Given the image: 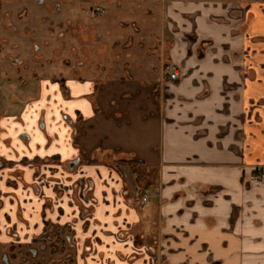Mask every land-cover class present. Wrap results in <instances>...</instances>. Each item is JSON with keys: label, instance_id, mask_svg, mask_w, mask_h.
<instances>
[{"label": "crops", "instance_id": "1", "mask_svg": "<svg viewBox=\"0 0 264 264\" xmlns=\"http://www.w3.org/2000/svg\"><path fill=\"white\" fill-rule=\"evenodd\" d=\"M102 1L136 17L145 45L127 37L105 78L84 65L72 97L52 91L33 143L0 109V197L21 240L63 229L75 264H264L250 180L264 174V0ZM121 159L144 164L149 208L129 199Z\"/></svg>", "mask_w": 264, "mask_h": 264}, {"label": "rangeland", "instance_id": "2", "mask_svg": "<svg viewBox=\"0 0 264 264\" xmlns=\"http://www.w3.org/2000/svg\"><path fill=\"white\" fill-rule=\"evenodd\" d=\"M105 4H108L109 10ZM114 9H119L115 1L105 3L94 0H43L39 3L38 0H16L11 4L1 2L0 11L10 12L18 32L0 48V109L8 115H23L17 125H14L24 127V133L17 134L21 143H30L24 139H30L33 143L38 133H43L42 115L53 113L51 103L48 104L47 99L53 100L50 95L56 90L63 98H68L65 90L73 87L71 81L77 65L84 63L87 68L81 73L82 76L91 77L95 73L99 78H105L106 68L113 63V52L117 50V44L121 45L127 37H131L134 42L140 40L144 45L148 41L141 34L136 36L140 26L135 16L129 20V16ZM18 13L23 17L22 23L14 20ZM25 28L37 41L39 54L43 55L42 61L32 59L34 50L30 48L31 40L25 37ZM151 33L155 34L154 31ZM101 46L106 49V53ZM17 60L23 61L22 67L12 63ZM24 66L29 68L27 78L30 77L32 68L38 71L36 68L41 66L44 67L45 74L40 76L35 72L37 79L53 78L49 83L50 88L40 97H35L31 83L27 85L18 80L17 71H22ZM71 93L70 89L72 97ZM30 115H35V121L32 120L35 122L33 130L31 121L27 119Z\"/></svg>", "mask_w": 264, "mask_h": 264}, {"label": "flooded vegetation", "instance_id": "3", "mask_svg": "<svg viewBox=\"0 0 264 264\" xmlns=\"http://www.w3.org/2000/svg\"><path fill=\"white\" fill-rule=\"evenodd\" d=\"M14 1L16 0H0V4L1 2L11 4ZM38 2L42 3L43 0H38ZM99 2H102V0H100ZM20 14L21 13H18L14 18L17 23H22L23 21V17H21ZM17 32L18 28L12 20L10 12L8 10H4L3 12L0 11V48L1 46L6 45L8 43V40H10L14 34H17ZM24 33L26 39L31 40L30 48L34 50L32 54V59L35 61H42L43 55L39 54L40 49L38 47L37 41L32 38V34L27 30V28H25ZM101 48H103V46H101ZM12 63L14 65H17V67L19 68L23 66V61L20 60L12 61ZM84 65V63H80L79 65H77V69L74 72V77L79 71V69H81ZM167 66V69L165 70V78L166 82H170L168 81L166 73L170 67L174 66ZM28 69V67L24 66L22 71L18 70L17 78L18 80L25 82V84L27 85L28 83H31V90L34 92L35 97H40L44 90H47V86L49 85V83H51L53 78L47 77L43 80L39 78L37 79L36 73L40 76H44L45 74L43 66L36 68L38 69V71H35V68H32V70L30 71V77L27 78L26 76L28 75ZM178 79L176 81H178ZM58 81L61 84L63 83L62 80ZM65 92L69 94L70 90L66 89ZM159 96L160 94L158 95V97ZM5 113L1 112L2 115H4ZM73 163H76L77 165V162L69 163L68 168L70 170L76 166L75 165L70 168V165ZM262 172L263 171L261 167H255L254 173L252 174L250 179L251 182L259 183L258 181H254V179L260 178L261 176L264 178V174ZM128 194L130 197L129 199L132 201V203H139L143 208L146 209L150 207L152 194L151 191L148 190V186L145 189L141 190L136 186L134 182V184L129 189ZM143 194L148 195V200L146 202H143L139 199V197ZM4 200L8 207L5 206ZM13 206V199H8L6 201V197H0V264H75V247L70 242L69 237L65 234V231L63 229L61 230L59 228L53 229L50 227H46L38 235L33 236L30 241L27 240L28 236L25 238V241H22L21 235H19V233L11 222L12 211L10 210H13ZM19 216L20 212L15 211V218ZM13 249L14 252H12ZM21 250L22 253H20Z\"/></svg>", "mask_w": 264, "mask_h": 264}, {"label": "trees", "instance_id": "4", "mask_svg": "<svg viewBox=\"0 0 264 264\" xmlns=\"http://www.w3.org/2000/svg\"><path fill=\"white\" fill-rule=\"evenodd\" d=\"M110 163L115 165L114 168H117V165L121 164L127 165L130 169L136 186L141 190L145 189L148 186L147 174L143 163L134 160L124 159L111 161Z\"/></svg>", "mask_w": 264, "mask_h": 264}, {"label": "built area", "instance_id": "5", "mask_svg": "<svg viewBox=\"0 0 264 264\" xmlns=\"http://www.w3.org/2000/svg\"><path fill=\"white\" fill-rule=\"evenodd\" d=\"M168 81L174 82L178 79V70L175 67H170L166 73ZM254 181H258L262 186H264V178L261 176L260 178H255ZM140 200L143 202H146L148 200V195L143 194L142 196L139 197Z\"/></svg>", "mask_w": 264, "mask_h": 264}, {"label": "water", "instance_id": "6", "mask_svg": "<svg viewBox=\"0 0 264 264\" xmlns=\"http://www.w3.org/2000/svg\"><path fill=\"white\" fill-rule=\"evenodd\" d=\"M75 165H76V163L71 164V165H70V168H72V167L75 166Z\"/></svg>", "mask_w": 264, "mask_h": 264}]
</instances>
